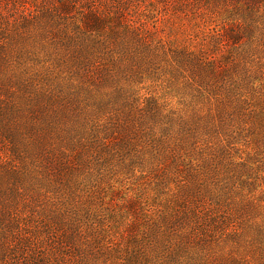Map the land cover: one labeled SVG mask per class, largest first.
I'll return each instance as SVG.
<instances>
[{
    "label": "trees",
    "instance_id": "obj_1",
    "mask_svg": "<svg viewBox=\"0 0 264 264\" xmlns=\"http://www.w3.org/2000/svg\"><path fill=\"white\" fill-rule=\"evenodd\" d=\"M60 4L70 20L43 0L24 8L21 20H2L0 13V264H108L113 247L101 241L100 228L82 220L83 196L96 162L107 166L117 160L121 146L133 150L125 162L133 159L141 172L173 178L186 192L184 218L169 219L175 220L177 240H169L158 220L150 221L143 232L148 241L139 246L141 260L166 263L178 243L209 237L205 247L197 248L204 252L190 251V264L244 262L237 244L241 232L252 228L240 226L248 221L239 212L244 201L235 188L214 181L219 172L209 153L198 151L196 157L190 150L191 140L192 148L209 147L199 122L149 103L129 105L132 92L125 86L138 68L149 66L154 73L151 67L158 65L162 72L166 63V69L184 67L199 79L207 63L192 52L147 43L137 29L109 28V14L101 15L95 0ZM36 57H44L43 62ZM214 83L202 82L205 90L230 93ZM220 96L217 92L216 99ZM97 171L102 180L107 168ZM238 171L231 176L239 177ZM190 200L200 224L187 216ZM236 217L240 222L230 221ZM228 222L232 232L224 234L237 238L222 246ZM120 251L123 260L135 258L127 248ZM179 264H186L184 257Z\"/></svg>",
    "mask_w": 264,
    "mask_h": 264
},
{
    "label": "rangeland",
    "instance_id": "obj_2",
    "mask_svg": "<svg viewBox=\"0 0 264 264\" xmlns=\"http://www.w3.org/2000/svg\"><path fill=\"white\" fill-rule=\"evenodd\" d=\"M43 1L53 4L65 19L71 16L62 10L60 3L65 0ZM41 2L0 0L2 20H21L19 14L24 8L30 10ZM95 4L101 15L109 14V28L137 29L147 43L186 50L207 63L199 79L188 76L184 67H179V71L166 69V63L162 72L158 65L151 67L154 73H150L149 66L141 71L138 68L125 83L132 92L129 105L138 104L142 108L149 103L162 107L165 113L172 111L199 122L209 147L207 151L202 144L192 148L195 141L191 140L190 150L196 157L209 153L219 172V179L214 181L235 188L239 200L244 201L239 212L248 221L240 222L237 217L230 221L238 220L243 227L250 223L252 227L241 232L237 247L239 257L245 261L238 264H264V0H95ZM43 58L35 59L42 63ZM207 81L229 88L230 93L217 91V87L205 90L202 82ZM217 92H221L220 99H216ZM113 137L116 136H112L114 140ZM141 140L145 138L141 136ZM117 150V160L110 159L108 163L106 160L107 166L96 162L89 188L84 196L80 192L85 205L82 220L100 228V238L104 237L101 241L107 240L106 245L113 247L108 264H150L139 255L141 242L148 241L143 232L150 221L158 220L169 240H177L172 235L175 220L169 219L171 215L184 218L188 206L183 199L186 192L175 185L173 178L161 179L152 172H141L135 169L138 165L133 159L125 162L132 149L121 146ZM104 167L107 172L100 180L97 169ZM238 169L239 177L231 176ZM86 171L84 168L81 172L87 175ZM193 206L188 208L191 211L187 216L200 224L201 218L195 215ZM103 221L107 225H102ZM230 223L221 233L222 246H229L237 238L224 234L227 230L232 232ZM201 230L198 227L199 233ZM149 235L153 237L154 231ZM206 239L177 242L166 263L157 264H179L182 257L190 264V251L205 247L211 238ZM211 243L215 244V240ZM120 248L122 252L127 248L135 258L121 259ZM228 253L227 247L225 255ZM95 257L102 258L100 253ZM225 263L234 264L230 259Z\"/></svg>",
    "mask_w": 264,
    "mask_h": 264
}]
</instances>
